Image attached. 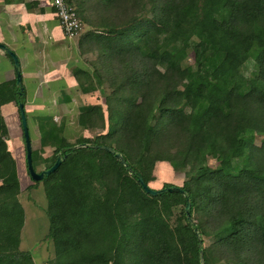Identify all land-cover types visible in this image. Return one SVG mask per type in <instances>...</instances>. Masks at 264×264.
<instances>
[{"label":"trees","instance_id":"1","mask_svg":"<svg viewBox=\"0 0 264 264\" xmlns=\"http://www.w3.org/2000/svg\"><path fill=\"white\" fill-rule=\"evenodd\" d=\"M73 4L86 26L78 53L94 55L73 76L83 93L95 83L108 92L104 107L76 118L100 132L71 141L52 122L51 154L32 148L40 172L61 148L88 144L27 185L44 190L46 264H199L200 250L204 264H264V0ZM188 50L194 66L184 62ZM24 97L15 78L0 82V264H36L19 248L24 209L2 115L3 104ZM92 145L113 148L125 164ZM157 161L181 162V191L143 190L137 178L149 185Z\"/></svg>","mask_w":264,"mask_h":264},{"label":"rangeland","instance_id":"2","mask_svg":"<svg viewBox=\"0 0 264 264\" xmlns=\"http://www.w3.org/2000/svg\"><path fill=\"white\" fill-rule=\"evenodd\" d=\"M85 29L86 26H83L78 36L69 39L71 46L75 45L78 37L85 31ZM72 48L73 47H71V49ZM73 52H75L74 49ZM73 52L68 56L73 62L76 61V64H73L71 68L85 66L89 69V62L94 58V55L90 53L84 55L79 54L80 56L76 57L75 55L77 54ZM0 53V80L2 81L8 78V75L14 77V72L9 55L1 49ZM184 62L186 64H191L192 66L195 65L192 50H188V56ZM256 71V65H250L247 75L252 76ZM61 82L62 80L53 82V84L56 85L54 87H59L58 85H60ZM66 82L67 87L62 92H70V98H73V100L67 104L65 110H45L44 106L40 105L38 102L24 106L31 146L39 152L40 156L43 157L49 156L52 150L57 146V143H52L51 141L52 122L55 124L63 122V134L71 141L81 136L93 137L97 132H100V130L97 129L91 130L80 126L77 123L76 118L79 111L90 105L100 104L104 107V96L108 92L107 88L95 83L91 95L83 96L73 80H71L70 83L67 79ZM22 84H24V82H22ZM182 88L191 91L186 83H183ZM56 92H59V90ZM61 94L62 93H60V95ZM2 113L7 126L6 141L16 161L17 174L21 189L19 200L24 209V221L20 232L21 241L19 248L31 252L36 264H46V260L53 254L52 244L47 238L49 222L44 212L46 200L43 186L41 182H38L35 187L32 188H28L27 186L34 180L30 178L26 169L24 142L16 103L4 104L2 106ZM261 138H263L262 135L256 134L255 142L259 141ZM207 162L209 165L215 164L214 159L210 156H207ZM239 162V159H234L232 164L236 166ZM181 166L182 164L179 161H157L153 170V180L149 182V186L153 189H160L163 184L166 186H180L187 178L183 169H181ZM41 168H43V164L34 161V170L38 172ZM203 240L204 243H207L206 238H203Z\"/></svg>","mask_w":264,"mask_h":264},{"label":"crops","instance_id":"3","mask_svg":"<svg viewBox=\"0 0 264 264\" xmlns=\"http://www.w3.org/2000/svg\"><path fill=\"white\" fill-rule=\"evenodd\" d=\"M0 43L18 57L24 82V106L38 102L45 110H65L73 100L70 92H62L67 87V79L70 83L73 80L81 92L73 71L86 67L71 68L76 64L68 57L73 49L75 56H80L77 42L71 46L69 38L64 36L50 0H0ZM12 78L8 75L2 81ZM57 80L62 82L56 88L53 82ZM91 91L81 92V95H91Z\"/></svg>","mask_w":264,"mask_h":264},{"label":"water","instance_id":"4","mask_svg":"<svg viewBox=\"0 0 264 264\" xmlns=\"http://www.w3.org/2000/svg\"><path fill=\"white\" fill-rule=\"evenodd\" d=\"M0 48L2 50H4L9 55V57L11 58L13 70H14L15 85L17 87V93L20 95L21 98H23L24 97V87L22 84V76H21L20 63H19L18 57L16 56V54L12 50H10L6 45H4L2 43H0ZM17 107H18L19 120H20L23 142H24L26 169H27L29 176L34 181L41 180L45 175H48L51 172H53L59 166L61 161L66 157V155H67L66 151L67 150H73L76 148L88 146V144H86V143H80V144H76L73 146H69L67 148H61L60 152L56 155V159H55L54 163L50 167L45 168V169L41 170L40 172H36L33 168V165H32V146H31V139H30V134H29V128H28L26 113L24 110V102L22 100H19L17 102ZM92 147L102 148V149L109 151L115 157L120 158L121 161L123 162V164H125L124 160L121 157V154L118 153L113 148L108 147V146H103V145H92ZM62 152H63V154H61ZM137 179H138V182L140 183V185L142 186L143 190L145 192H147L148 194H151V195H159V194L164 193L166 191H169V192L181 191V188L179 186H174V185L164 186L160 189H153L147 183H145L143 181L142 177L138 176ZM189 209H190V202L187 201V203L185 205V210H186L187 214L189 213ZM195 233H196L197 238L199 239L200 234L196 229H195ZM199 264H204V259H203L201 250L199 252Z\"/></svg>","mask_w":264,"mask_h":264},{"label":"built area","instance_id":"5","mask_svg":"<svg viewBox=\"0 0 264 264\" xmlns=\"http://www.w3.org/2000/svg\"><path fill=\"white\" fill-rule=\"evenodd\" d=\"M58 24L67 38L78 36L83 24L75 12L73 0H50Z\"/></svg>","mask_w":264,"mask_h":264}]
</instances>
